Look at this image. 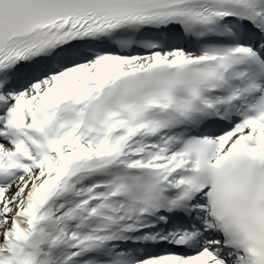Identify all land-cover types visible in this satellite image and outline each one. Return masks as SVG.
<instances>
[{
  "label": "snow or ice",
  "instance_id": "obj_1",
  "mask_svg": "<svg viewBox=\"0 0 264 264\" xmlns=\"http://www.w3.org/2000/svg\"><path fill=\"white\" fill-rule=\"evenodd\" d=\"M0 264H264V0H0Z\"/></svg>",
  "mask_w": 264,
  "mask_h": 264
}]
</instances>
